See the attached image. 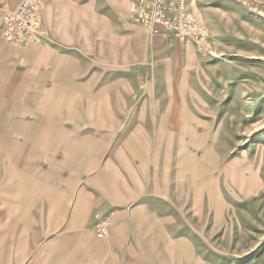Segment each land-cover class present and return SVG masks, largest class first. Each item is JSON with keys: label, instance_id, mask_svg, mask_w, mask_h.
<instances>
[{"label": "rangeland", "instance_id": "1", "mask_svg": "<svg viewBox=\"0 0 264 264\" xmlns=\"http://www.w3.org/2000/svg\"><path fill=\"white\" fill-rule=\"evenodd\" d=\"M186 2L195 18L207 27V34L192 41L181 40L182 47L165 37L167 33H147L144 45L135 36H127L126 58L120 64L107 63L104 112L116 116L117 127L110 130L119 135L133 129L132 125L135 129L144 103L150 119L155 120L157 92L170 89L176 109L169 127L176 131L168 132L161 121L158 135L161 139L168 134L180 137L179 160L170 171L165 167L160 172V192L153 189L154 178L149 174L148 189L134 202L152 191L162 196L159 202L164 199L173 204L175 220L163 224L159 218L152 220L135 213L127 216L116 209L95 214L91 227L81 223L82 231H93L104 240H109L115 230L125 232L121 250H110L98 262L92 261L96 256L91 250H78L77 238L71 235L72 239H62L71 221V201L63 216L57 219L54 208L49 207L44 222L39 223L35 215L46 210L39 207L40 202L55 203L66 197L67 190H73L75 198L81 182L91 183L96 177L95 173L71 175L67 164L77 157L62 147L77 144L45 138L46 130L55 129L50 125L52 119L75 121L80 125L64 129L82 135L88 129L81 125L94 124L101 112L95 100L88 103L81 94L73 96L74 109L53 111L56 97L67 100L68 96L49 92L46 99L40 95L39 70L21 60V75L14 87L7 78L0 79V264H264V0ZM128 4L129 0H107V29L111 19L116 25L132 24ZM159 36L168 38L167 42L154 40ZM31 44L14 47V52L22 56L27 48L41 47ZM137 50L140 60L135 59ZM167 54L169 62H165ZM61 83V79L52 80L49 87L56 91ZM182 84L194 89L192 112L179 93ZM156 127L153 121L150 155ZM136 133L141 135L137 127ZM156 152L157 166L160 144ZM107 180L112 194L120 191L116 190L119 183ZM112 196L109 198L114 200ZM119 214L128 219L123 229ZM76 215L71 227L80 225ZM98 215L96 222L108 215L112 219L104 237L96 232L94 220ZM150 222L153 238H145L143 228ZM134 233L141 238H130ZM101 251L98 260L105 250Z\"/></svg>", "mask_w": 264, "mask_h": 264}, {"label": "crops", "instance_id": "2", "mask_svg": "<svg viewBox=\"0 0 264 264\" xmlns=\"http://www.w3.org/2000/svg\"><path fill=\"white\" fill-rule=\"evenodd\" d=\"M44 1L46 8L42 23L43 41L42 43L31 44L32 47L39 45L40 48H27L22 56L16 55L14 50H17V48L9 45L3 39L0 29V79L7 78L11 86L14 87L19 80V75H21L18 63L20 64L23 60L28 63L29 67H36L39 70L40 95L45 96L46 99L49 92L53 95L68 96L67 100L64 97H56L55 102H53V111L64 112L69 108L74 109L75 99L73 96L79 94L86 96L88 103L95 100L98 105L96 109L101 112L99 118H97L98 120L94 124L81 125L88 129L82 135L75 134L74 129H64V127L74 128L80 124H75L73 120L58 117L52 119L53 122L50 124L55 129L46 130L48 134L45 135V138L51 142L60 144L76 143V147H62L65 150L64 152L73 153L77 157L71 158L70 163L67 164L71 167V175L84 176L95 173V179L91 183L88 180L81 182L80 190L77 191L75 198L73 190H67L66 197L56 199L55 203L43 200L40 202L39 207H45L46 210H39L35 215L39 223L42 220L44 222V217L49 211L48 208L51 207L54 208L53 212H55L58 219L66 212L65 208L72 203L71 221L66 230V235L64 234L62 239L77 238L80 245L78 250H91L96 258L102 252L101 250H105L102 259L98 260L95 257L92 259V261L98 262L103 260L110 250H121L120 247H122L125 232L121 234V231L115 230L109 240H104L97 238L93 231H82L80 229L82 227L81 223L91 227L93 220L91 217L95 214H106L116 209L118 211L122 210L121 213L125 211L127 216L135 213L136 215L144 214L143 216L152 218V220L159 218V221H162L163 224L170 219L175 220L176 211L173 204L164 199L159 202L161 195L155 196L150 191L145 193L141 200L136 201V203L134 200L148 189L149 174L154 178L155 187L153 189L160 192L162 190L159 178L160 172L165 167L171 169L174 162L177 163L179 160V158L177 160V150L181 143L180 137L177 135L169 137L168 134L161 139L158 135L161 121L168 132L169 130L171 132L175 130L169 127V124H171L169 122L173 120V112L176 108L172 106L170 89L161 88V91L157 92L158 103L155 107L157 111L155 120L150 119L148 106L145 103L142 105L140 117L134 124L141 130V135L136 133V127L134 129L133 125V129L131 128L130 131L126 132L125 130L124 133L119 135L111 133V127H117V119L116 116L114 118L111 114H104L107 110V63L120 64L121 59L126 58L128 52L127 36H135L136 41L144 45L145 35L151 33L146 27L132 21H130L132 23L130 25H126L124 22H119L120 25H116L115 19H111L112 24L107 29V0ZM18 2L19 0H0V24L4 10L16 6ZM130 5L131 0H129L126 8V10L129 8L128 13L130 12ZM122 18L125 17L122 16ZM167 36L178 42V47L183 46L180 39L169 34H166L165 37ZM165 37H155L154 40L163 41V44H165L168 40ZM163 53H166L165 50ZM134 54L135 59L140 60L141 52L137 50ZM169 54H167L165 62H169ZM164 78L168 79V76L166 75ZM59 79L62 80V83L56 87V91H53V87H49V81L55 80L56 82ZM193 90L188 84L180 85L179 93L183 95V103L187 99L190 112L195 110L191 103V98L195 94ZM164 94H168L166 98L163 97ZM183 103L182 108L185 111ZM43 109L47 111V104ZM161 118L162 120H160ZM67 121L71 124L66 125L65 122ZM153 121H155L157 127L154 134L155 139L153 140L155 146L150 155L149 145L152 142ZM143 126L146 128L145 131ZM176 137H178V143ZM140 142L142 143L141 146L139 145ZM159 144V165L156 166L154 154H157L156 150ZM174 159L175 161H173ZM77 167H79V170L76 169ZM82 167L86 170H82ZM73 178L70 177L69 179ZM108 178L112 182L119 183L120 187L116 190L120 191H114L112 194L107 189ZM80 193L81 198L79 199ZM111 195H114L112 196L114 200L109 198ZM75 213H77L75 217L80 225L71 227ZM99 216L101 215L95 218L94 224ZM127 221L128 219H124L123 215L118 217V223L122 225V229ZM150 224L151 222L147 223L143 228L145 238H153V235L150 234ZM39 229L42 232L41 226ZM135 236L141 238L138 233L131 234L130 238H136ZM61 247L64 249V245ZM85 256L88 257V255H83L84 258Z\"/></svg>", "mask_w": 264, "mask_h": 264}, {"label": "built area", "instance_id": "3", "mask_svg": "<svg viewBox=\"0 0 264 264\" xmlns=\"http://www.w3.org/2000/svg\"><path fill=\"white\" fill-rule=\"evenodd\" d=\"M44 0H19L16 6L4 10L1 35L13 47L42 43ZM130 19L151 34L167 33L183 41H192L207 34L205 24L195 18L186 0H131ZM112 219L103 216L96 222L99 237L109 233Z\"/></svg>", "mask_w": 264, "mask_h": 264}]
</instances>
